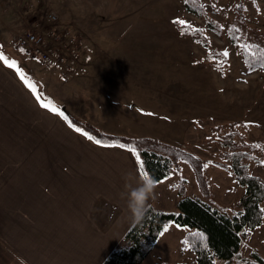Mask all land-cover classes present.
<instances>
[{
    "label": "rangeland",
    "instance_id": "1",
    "mask_svg": "<svg viewBox=\"0 0 264 264\" xmlns=\"http://www.w3.org/2000/svg\"><path fill=\"white\" fill-rule=\"evenodd\" d=\"M199 1L206 16L219 21L225 31L238 15L244 13L245 16L238 17L236 22L241 38L264 47V0ZM49 14H54L56 18L52 19ZM206 16L187 8L185 0H0V23L4 27L0 50L3 57L17 62V68L21 67L24 73L23 77H28L39 94H48V89L58 98H55L58 104H65V107L68 104L69 109L73 110L75 106L82 107L74 97L79 98L80 93L83 96L86 92H76L68 84L65 87V82L62 89H54L48 81L52 83L55 79L60 80L59 77L68 79L75 74L64 78L54 67L48 71L37 57L19 48L15 42L17 34L35 29V24L42 20L47 22V26L68 29L79 42L78 53L81 55L77 70L82 62L100 63L103 66L107 62H125L137 67L134 70L131 67L129 75L125 76L124 73L123 77L155 83L151 86L156 91L155 99H137L132 95L126 99L135 98L134 103L141 104V109L145 108L147 114L163 117L131 118L136 130L152 134L135 133L129 136L158 137L204 159L224 161L219 153L229 150L223 141L230 134L238 148L257 157L248 161L252 173L264 177V69L250 70L234 42L227 34L219 35L209 27ZM179 22L203 26L209 46L182 35ZM213 49L224 51L229 60L221 63L218 57L209 58L208 53ZM26 70L28 76L25 75ZM97 71H91L85 85H81L82 89L97 88ZM99 83L100 88H116L109 87L111 84L104 86L102 81ZM121 92L124 93L122 89ZM69 114L98 127L88 114L85 117ZM82 143H75L81 148L71 152V163L97 158L99 164L95 165L94 170L98 173H110L103 168L113 162L110 161L112 156L123 160L128 158L119 150L96 152L85 143L82 147ZM48 155L50 159L57 157L53 153ZM81 167L75 169L80 171ZM205 172L212 192L209 200L215 206L229 205L244 194L245 187L238 184L228 170L208 163ZM181 177L186 179L187 192L191 197L205 198L192 168L186 163H182ZM177 181L175 174L162 180L155 188L156 200L149 204L164 211L177 210L180 195L173 186ZM188 230V226L170 224L141 264L162 260L195 264L194 251L182 243V237ZM253 249L264 254V223L251 230L241 251L245 254Z\"/></svg>",
    "mask_w": 264,
    "mask_h": 264
},
{
    "label": "crops",
    "instance_id": "2",
    "mask_svg": "<svg viewBox=\"0 0 264 264\" xmlns=\"http://www.w3.org/2000/svg\"><path fill=\"white\" fill-rule=\"evenodd\" d=\"M0 28L3 35L1 23ZM41 64L48 71L53 69ZM131 67L134 70L137 65L82 62L75 76L48 81L54 89H62L65 82V87L68 84L76 92H86L87 95L74 97L82 107L70 110L67 104L68 110L65 104L57 103L58 98L50 90H46L48 94L33 92L25 82L28 77L0 57V264H102L138 217L128 209L122 195L126 172L146 179L131 149L97 144L72 127L59 112L41 103H52L65 115L88 114L100 129L111 133L152 134L136 130L130 119L163 116L147 114L141 104L134 103L135 98L126 97L154 98L156 91L151 86L155 83L123 77L124 73L129 75ZM91 71H97L96 77L100 78L98 82L95 79L97 88L82 89ZM25 75L28 76L27 70ZM100 81L116 88H100ZM120 89L124 93H119ZM77 142L90 145L96 152L119 150L129 159L112 156L113 162L103 168L110 173H98L94 170L99 164L97 158L71 163V152L81 148ZM49 153L57 157L50 159ZM78 166H82L80 171L75 169ZM161 182L150 183L151 193L141 196L144 208L156 200L155 188Z\"/></svg>",
    "mask_w": 264,
    "mask_h": 264
},
{
    "label": "trees",
    "instance_id": "3",
    "mask_svg": "<svg viewBox=\"0 0 264 264\" xmlns=\"http://www.w3.org/2000/svg\"><path fill=\"white\" fill-rule=\"evenodd\" d=\"M185 4L193 12L206 16L199 0H185ZM238 8L241 9V6ZM244 16V13L238 15L226 31L219 21L207 16L206 24L219 35L227 34L242 53L250 70L264 69V47L250 43L246 38L242 39L241 31L236 25L237 18ZM178 28L182 35L209 46V38L203 26L179 22ZM208 57H218L221 63L229 60L224 51L214 49L208 53ZM65 116L71 121V125H76V129H83V134L88 133V137L94 136L96 140L106 144H113L115 141L113 145L127 144L137 148L140 159L145 162L143 170L148 173L146 179L150 183L160 182L171 174L178 177V181L173 184L180 195L177 210L164 211L148 204L102 264H141L153 250L165 228L172 223L190 228L182 237V243L194 251L195 264H264V254L258 250L253 249L245 254L241 251L251 230L264 223V177L252 173L248 161L257 157L238 148L230 134L223 141L229 150L219 153L224 161L210 160L158 137L111 134L69 113ZM182 163L192 168L204 199L193 198L188 194L186 179L181 177ZM208 163L228 170L237 183L245 187L239 200L226 206H215L209 200L212 192L205 172ZM153 264L177 263L162 260Z\"/></svg>",
    "mask_w": 264,
    "mask_h": 264
},
{
    "label": "built area",
    "instance_id": "4",
    "mask_svg": "<svg viewBox=\"0 0 264 264\" xmlns=\"http://www.w3.org/2000/svg\"><path fill=\"white\" fill-rule=\"evenodd\" d=\"M49 17L55 19L54 14ZM45 20L36 23V30L17 34L15 42L18 47L28 50L41 62L57 69L61 77L74 75L77 72L79 42L76 35L68 29L47 26ZM43 31V33H42ZM79 52V53H78Z\"/></svg>",
    "mask_w": 264,
    "mask_h": 264
},
{
    "label": "clouds",
    "instance_id": "5",
    "mask_svg": "<svg viewBox=\"0 0 264 264\" xmlns=\"http://www.w3.org/2000/svg\"><path fill=\"white\" fill-rule=\"evenodd\" d=\"M125 190L122 195L126 199L128 209L135 215L143 214L145 202L142 195L151 193V185L147 179H141L132 171L126 172Z\"/></svg>",
    "mask_w": 264,
    "mask_h": 264
},
{
    "label": "snow or ice",
    "instance_id": "6",
    "mask_svg": "<svg viewBox=\"0 0 264 264\" xmlns=\"http://www.w3.org/2000/svg\"><path fill=\"white\" fill-rule=\"evenodd\" d=\"M0 57H3V53H0ZM4 62L6 63V64H10L12 67H14V68H16L17 67V62L15 61V60H9V59H7L6 57H4ZM17 71H21L19 68H17ZM21 75L23 76L24 75V73L21 71ZM26 83H28V86L32 89V91L33 92H36V88H35V86L31 83V82H29V81H25ZM41 103L42 104H44V107H46V108H50L53 112H59L60 113V115H62V116H64V118L67 120L68 119V117L67 116H65V114L58 108V107H56L54 104H52V103H44V101L42 100L41 101ZM69 123H71V121H69ZM72 127H74V128H76V125L75 124H72ZM77 131H83V129H79V128H77ZM85 135H89L88 133H84ZM91 139H93V140H96V138L94 137V136H92V137H90ZM96 143L97 144H100V143H102V141H100V140H96ZM116 142L114 141L113 142V144H115ZM121 147H125V148H130L131 146L130 145H127V144H124V145H120ZM131 153L132 154H135V156H136V158H137V160L139 161V163H140V169H141V175H143L145 178H147L148 177V173L146 172V171H144L143 169H144V164H145V162L143 161V160H141L140 159V153H139V151H138V149L137 148H135V147H131Z\"/></svg>",
    "mask_w": 264,
    "mask_h": 264
},
{
    "label": "water",
    "instance_id": "7",
    "mask_svg": "<svg viewBox=\"0 0 264 264\" xmlns=\"http://www.w3.org/2000/svg\"><path fill=\"white\" fill-rule=\"evenodd\" d=\"M0 44H1V29H0Z\"/></svg>",
    "mask_w": 264,
    "mask_h": 264
}]
</instances>
